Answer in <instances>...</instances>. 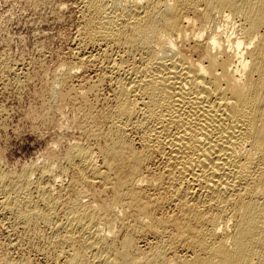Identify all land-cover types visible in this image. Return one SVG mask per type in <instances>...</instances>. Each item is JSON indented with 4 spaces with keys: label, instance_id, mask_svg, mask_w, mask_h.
I'll use <instances>...</instances> for the list:
<instances>
[{
    "label": "bare ground",
    "instance_id": "1",
    "mask_svg": "<svg viewBox=\"0 0 264 264\" xmlns=\"http://www.w3.org/2000/svg\"><path fill=\"white\" fill-rule=\"evenodd\" d=\"M71 7L47 96L85 139L59 166L0 159V264H264V0Z\"/></svg>",
    "mask_w": 264,
    "mask_h": 264
},
{
    "label": "rangeland",
    "instance_id": "2",
    "mask_svg": "<svg viewBox=\"0 0 264 264\" xmlns=\"http://www.w3.org/2000/svg\"><path fill=\"white\" fill-rule=\"evenodd\" d=\"M72 2L0 0V159L5 167L19 170L26 163L41 161L48 152L56 154L59 166L63 164L61 155L68 142L85 139L71 102L47 96V87L55 79V66L62 60H70L73 54L77 12L71 7ZM4 62L9 65L5 66ZM85 72L79 70L80 78L70 79L69 83L77 86L86 79H94L96 72ZM58 89L61 86L57 85ZM99 91L100 102L95 103L92 95L89 97L97 107L102 105L103 97L108 96L105 85ZM43 107L46 109L43 119L34 122L37 113L43 114ZM6 233L0 227V242L5 240ZM23 247L25 253L37 257L35 250L25 243ZM12 254L16 255V250Z\"/></svg>",
    "mask_w": 264,
    "mask_h": 264
}]
</instances>
